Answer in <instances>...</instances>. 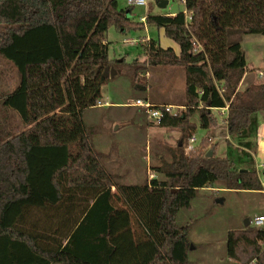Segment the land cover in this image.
I'll return each instance as SVG.
<instances>
[{
	"label": "trees",
	"instance_id": "1",
	"mask_svg": "<svg viewBox=\"0 0 264 264\" xmlns=\"http://www.w3.org/2000/svg\"><path fill=\"white\" fill-rule=\"evenodd\" d=\"M184 4L182 11L135 21L118 0H0V64L11 65L17 77L13 88L0 82V105L24 123L47 112L57 116L48 94L60 74L77 69L93 84L105 79L106 67L116 68L120 61L108 52L111 27L155 25L179 45L177 53L147 40L145 59L129 64L134 78L152 65L179 66L186 77L184 110L166 113L158 124L180 134L169 149L170 161L160 158L153 166L165 179L121 183L102 167L106 182H71L72 171L99 156L82 118L86 107H79L68 80L82 127L77 157L50 133L39 131L34 142L27 129L11 133L0 126V264H194L189 253L197 246L190 230L196 220L178 225L179 211L190 208L203 188L263 189L254 154L264 112V68L257 81L239 89L248 62L237 35L264 36V0ZM31 68H54L58 75L43 77L51 82L43 85V79L31 80ZM31 84L38 85L34 95ZM223 108L228 137L226 155L218 156L211 130L219 125L215 110ZM196 113L199 124L192 120ZM199 128L207 133L187 151ZM226 253L237 264H264V227L249 223L229 230Z\"/></svg>",
	"mask_w": 264,
	"mask_h": 264
},
{
	"label": "rangeland",
	"instance_id": "2",
	"mask_svg": "<svg viewBox=\"0 0 264 264\" xmlns=\"http://www.w3.org/2000/svg\"><path fill=\"white\" fill-rule=\"evenodd\" d=\"M160 1L162 0H146L144 5L133 6L132 11H129L128 0H118V4L120 8L126 9L128 15L135 21L142 20L141 18L148 14H165L185 9L184 0H166L168 1L166 7H160ZM237 37L250 62L249 76L244 84L246 86L249 78H256L257 81L258 70L263 69L264 36L239 34ZM151 38L158 40L164 48L179 50V45L165 35L162 27L147 24L143 29L126 31L111 27L107 33L109 56L120 62L116 64L114 74L108 72L105 79L99 77L100 88L91 84L93 79L90 75L83 76L77 69L60 74L57 78L58 73L54 68H31L30 73L33 76L31 80L35 79V82L39 83L41 79L44 80L43 77L48 76L58 79L52 83L46 79L42 83L43 85L51 83L54 87L48 95L49 101L55 105L57 116L52 117L51 113L47 112L43 116H30L24 123L15 112L3 109L0 105V126L4 127H2L4 131L11 133L27 129L29 137L34 142L38 141L39 131L50 133L57 141H66L71 150L70 156L77 157L81 146L82 127L79 117L73 112L70 87L65 85V81L68 80L79 107H86L82 118L90 128L91 141L99 156V161L89 157L85 169L72 171L71 182H106L102 167L115 175L116 180L121 183H143L151 178L165 179V176L156 172L153 166L161 163L160 158L170 161L169 149L176 145L180 134L178 131L151 122L145 112L128 103L134 98L146 96V89L149 87L154 96L160 94L178 106L183 98L185 71L179 66L152 65L148 70L149 76L140 73L139 78H134V70L129 64L136 59H145L144 46ZM123 58L125 63L121 61ZM167 69H177L178 72L175 76L168 77L172 84L171 90L161 93L159 88L162 75ZM2 81H6L10 88L17 82L15 69L3 61L0 64V82ZM37 87L38 85L31 84L32 95ZM81 95H87V100L83 102ZM91 97H96L97 103L107 100L109 104L90 107L93 105V100L89 101ZM215 112L222 124L223 113L219 110ZM192 120L199 124V115L196 113ZM206 133V130L198 129L197 143ZM211 135L217 143V155H226V129L217 126L211 130ZM259 211H264V198L252 197L236 190L222 191L211 187L200 189L191 207L181 209L177 215V223L180 226L190 219L196 220L190 230V239L195 242L210 240V246L206 250L192 247L189 253L190 260L194 264H237L228 258L225 252L227 232L231 229H243L246 226V219L253 218ZM212 250H216L217 255H213Z\"/></svg>",
	"mask_w": 264,
	"mask_h": 264
},
{
	"label": "crops",
	"instance_id": "3",
	"mask_svg": "<svg viewBox=\"0 0 264 264\" xmlns=\"http://www.w3.org/2000/svg\"><path fill=\"white\" fill-rule=\"evenodd\" d=\"M173 13H175V12H173ZM142 20H144L145 19V17H142L141 18ZM174 50L177 52V53H179V51H180V48H179V50H177L176 48H174ZM245 56H246V60H247V62H249L248 61V59H247V52H245ZM111 58V57H110ZM113 59V58H112ZM250 63V62H249ZM249 63H248V71L250 70L249 69ZM251 64H252V62H251ZM264 65V64H263ZM251 68V67H250ZM263 68H264V66H263ZM177 69H167L166 71H165V73L162 75L163 76V78H162V80H161V84H160V88H159V90H160V92L161 93H166L168 90H171V82L168 80V77L170 78V76H175L176 75V73L178 72V71H176ZM248 71L244 74V77H243V79H242V81H241V83H240V85H239V89H244V88H246L247 86H249L250 84H252L253 82H255V80H256V78H249V80L247 81V83H246V86H244V84H245V80H246V78L249 76L248 74ZM146 75H148L149 76V71L148 72H146ZM261 75V74H260ZM259 74H258V77L260 76ZM185 80H186V77H185ZM147 84L149 85V82H147ZM100 85L101 84H99L98 82H94L93 83V86H97L98 88H100ZM183 98H182V102L180 103V104H178V106H182V103H183V101H184V95H185V81H184V86H183ZM180 90H181V87H180ZM146 92H147V94H146V96H142L143 97V99H148L149 101H151L152 103H168V104H172V105H175L173 102H171L170 100H168L167 98H163V97H161L160 96V94L159 95H153L152 94V92H150V89H149V87H148V89H146ZM159 92V93H160ZM181 92V91H180ZM82 96V95H81ZM96 97H91L90 99H89V101H92L93 100V105L92 106H90V107H98V106H101V105H103V104H105V105H107V104H109V102L107 101V100H105V102H98L97 103V99H95ZM138 98V97H137ZM135 99V98H134ZM81 100H83V102L84 101H86L87 100V95H85V96H82V98H81ZM96 103V104H95ZM220 112H222L223 113V119H222V124L219 122V125L218 126H223L225 129H226V132H227V127H226V121L224 120L225 119V117H226V109L225 108H223V109H221L220 110ZM221 124V125H220ZM226 137H228V134L226 135ZM196 141H197V137H196ZM256 141H257V147H256V151H255V154H254V157H255V163H256V167H257V171H258V174H259V176L261 177V176H264V112H261V113H259V126H258V130H257V137H256ZM196 143V142H195ZM219 190H222V191H227L226 189H219ZM233 191H235V190H233ZM241 192L242 193H246V194H250V196H257V197H261V198H264V189H262V190H241ZM258 213H261V214H258ZM257 214V215H256ZM258 215H264V211H259V212H256L255 213V216L254 217H256V216H258ZM253 217V218H254ZM251 218V217H250ZM253 218H251V220L253 219ZM248 219V218H247ZM251 220H250V224L251 225H253L252 223H251ZM191 241L193 242V243H195L196 244V246H197V248H200L201 250L203 249V250H206L209 246H210V240H203V241H193L192 239H191ZM224 245H225V252H226V242L224 243ZM193 246V245H192ZM194 247V246H193ZM194 248H196V247H194ZM211 253L213 254V255H217L216 254V250L214 251V250H212L211 251ZM227 254V253H226ZM228 257V256H227Z\"/></svg>",
	"mask_w": 264,
	"mask_h": 264
},
{
	"label": "built area",
	"instance_id": "4",
	"mask_svg": "<svg viewBox=\"0 0 264 264\" xmlns=\"http://www.w3.org/2000/svg\"><path fill=\"white\" fill-rule=\"evenodd\" d=\"M128 4L129 6L144 5L146 4V0H128ZM128 104L137 107L140 110H143V112H145V114L147 115L148 119L156 124H159L161 122L162 117L166 113L177 115L180 114L185 108L184 106H175L172 104H154L148 99L143 98L132 99ZM195 142L196 135H194L189 140V145L186 147V150L188 151L190 148H192ZM260 181L264 189V176L260 177ZM251 223L255 227H264V215H258L254 217L251 220Z\"/></svg>",
	"mask_w": 264,
	"mask_h": 264
},
{
	"label": "water",
	"instance_id": "5",
	"mask_svg": "<svg viewBox=\"0 0 264 264\" xmlns=\"http://www.w3.org/2000/svg\"><path fill=\"white\" fill-rule=\"evenodd\" d=\"M168 4V1L166 0H162L159 2V6L160 7H166ZM108 72L114 74L115 73V68L114 67H106L105 68V72L103 74V78L107 77L108 76ZM207 156H212V150H210L207 154ZM250 223V221L248 219H246V225H248ZM193 246H191L192 248Z\"/></svg>",
	"mask_w": 264,
	"mask_h": 264
}]
</instances>
